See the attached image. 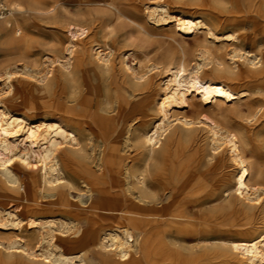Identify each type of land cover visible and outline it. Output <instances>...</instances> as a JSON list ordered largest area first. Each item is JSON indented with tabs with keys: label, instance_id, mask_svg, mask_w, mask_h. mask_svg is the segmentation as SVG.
I'll list each match as a JSON object with an SVG mask.
<instances>
[{
	"label": "bare ground",
	"instance_id": "1",
	"mask_svg": "<svg viewBox=\"0 0 264 264\" xmlns=\"http://www.w3.org/2000/svg\"><path fill=\"white\" fill-rule=\"evenodd\" d=\"M29 1V12L42 9L41 0ZM4 2L10 14L0 20V41L25 54L28 39L11 35L22 0ZM64 4L54 1L48 13ZM147 9L157 23L172 24L169 46L148 42L140 51L144 71L141 61L128 64L127 52L92 45L85 29L76 28L64 47L68 58L57 62L68 68L74 61L70 87H85L86 96L72 107L47 104L48 119L31 122L10 95L15 78L44 82L50 71L18 69L13 62L0 71V225L16 231L0 264H87L91 251L97 264H264V0H153ZM153 109L158 118L150 123ZM134 121L139 127L126 142L142 139L146 152L126 173L133 198L104 190L95 178L85 183L103 201L86 214L73 213L63 190L78 175L71 149L79 135L98 140L106 173L119 164L120 144ZM197 123L206 131L204 145L193 136ZM163 139L171 146L153 159ZM227 163L236 170L232 183L223 172ZM160 193L168 195L165 202ZM48 194L57 201L45 202ZM56 206L80 226L64 220L60 227L71 233L57 236L53 219L38 224L31 217ZM186 235L199 250L188 261L173 244Z\"/></svg>",
	"mask_w": 264,
	"mask_h": 264
},
{
	"label": "rangeland",
	"instance_id": "2",
	"mask_svg": "<svg viewBox=\"0 0 264 264\" xmlns=\"http://www.w3.org/2000/svg\"><path fill=\"white\" fill-rule=\"evenodd\" d=\"M12 1L7 0L8 4L12 3ZM41 1L42 4L37 5V8L42 9L37 12H29L28 9L34 8V5H31L29 0H22L24 12L15 16L16 22L14 23L20 28L21 33L15 32L14 24L12 25L13 29L11 28V35L15 40L28 39L25 54L17 53L7 44L0 41V71L12 62L18 66V69H21L22 64H25L33 69L38 68L42 74L50 71L44 82H39L37 78L28 80L23 76L14 79V93L10 95V98H12L11 104L17 106L20 112L31 122H38L41 117L45 119L51 117V114L47 113L51 110L45 107L47 104L55 102L56 106L72 107L76 103L74 99L80 100L86 96L85 87L78 86V84L76 88L70 87L69 81L72 76H75L74 61H71V65L68 68L62 67L57 62L58 59L64 61L68 58V53L65 52L64 47L67 45L68 37L73 34L76 28L85 29L86 40L94 41L92 45L102 44V42L103 44L106 43L107 48L111 49L112 54L115 55L127 52L131 56L127 60L128 64L137 67L141 61L144 71L147 70V64L143 61V54L140 52L144 46H147L148 42L152 43L154 41L161 42L164 47L169 46L172 24L170 22L157 23V16L149 14L147 8L153 3V0H105V2L101 3H80V0L74 2L62 0L66 4L61 9L55 10L53 14H49L47 8L57 0ZM108 3L113 4L114 7L109 6ZM104 35L105 39L103 38ZM76 51H79V48ZM73 54H77V52L74 51ZM151 56L152 54H149V57ZM47 57L49 60L46 59ZM50 62L53 63L50 64ZM105 79H107L105 84L107 85L110 80L107 77ZM161 79L162 76H157L154 79L155 91L158 90V84ZM2 87L3 85L0 83V88ZM63 90L66 91V95L61 98L58 94ZM113 92H110L111 97L105 98L106 109L111 106L109 100L113 98ZM127 98L129 101L135 100L130 96ZM184 111L195 119V114L187 111V109ZM157 118L158 114L153 109L150 123ZM137 127H139L137 121L128 125L127 134L119 148V156L121 158L119 164L115 169L106 173L105 169L99 165L101 148L98 140L92 136L79 135V146H74L71 149L75 152L74 155L80 162L78 175L70 176L69 185L63 190L67 201L72 204L69 209L73 213L86 214L91 207L99 206L103 201L101 196L92 193L85 183V181L94 180L95 178H99L100 186L104 190L123 197L133 198L136 188L131 180L126 178V173L133 160L135 159L134 161L137 163L143 158V153L146 152L142 139L132 140V143L126 142L127 139H132L134 130ZM148 127H150V124ZM195 129L197 131L193 133V136L200 145H204L207 142L204 126L197 123ZM169 146H171L170 141L163 139L160 148L154 150L153 159H158L164 149ZM247 158L249 161L253 160L249 155H247ZM223 172L224 175H227V182L232 183L236 170L230 163H227ZM260 182V185L264 188V176ZM52 195H46L44 201L56 202L57 199ZM160 195L163 202H165L168 195L162 196V193ZM205 208H209V206ZM52 209V213L45 216L34 214L31 217L38 224L43 222H41L42 217L53 219L55 221L53 230H55L54 234L57 236H62V233L65 235L71 233V231L64 233L66 229L61 228L60 224L64 220L68 222L75 221L73 217L59 212L60 207L58 206L52 207ZM97 220L99 221V219ZM72 225L75 227L80 226L77 221ZM14 232L16 231L7 230V227L0 225V257L5 254L4 247L11 243ZM213 243V241H208L207 245L211 246ZM173 244L177 252L187 261L195 257L199 252L197 243L190 235L177 236L173 240ZM97 261L95 253L92 251L87 253V264H97Z\"/></svg>",
	"mask_w": 264,
	"mask_h": 264
},
{
	"label": "built area",
	"instance_id": "3",
	"mask_svg": "<svg viewBox=\"0 0 264 264\" xmlns=\"http://www.w3.org/2000/svg\"><path fill=\"white\" fill-rule=\"evenodd\" d=\"M9 14V9L4 0H0V20L6 18Z\"/></svg>",
	"mask_w": 264,
	"mask_h": 264
}]
</instances>
